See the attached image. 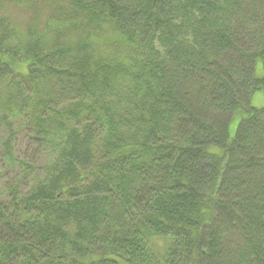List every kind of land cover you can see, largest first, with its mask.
<instances>
[{
  "label": "trees",
  "instance_id": "1",
  "mask_svg": "<svg viewBox=\"0 0 264 264\" xmlns=\"http://www.w3.org/2000/svg\"><path fill=\"white\" fill-rule=\"evenodd\" d=\"M259 60L264 0H0V264H264Z\"/></svg>",
  "mask_w": 264,
  "mask_h": 264
},
{
  "label": "rangeland",
  "instance_id": "2",
  "mask_svg": "<svg viewBox=\"0 0 264 264\" xmlns=\"http://www.w3.org/2000/svg\"><path fill=\"white\" fill-rule=\"evenodd\" d=\"M14 14H17L15 10H13ZM22 17V16H21ZM24 19V17H23ZM256 74L258 77H262L264 75V68H263V63L261 60L257 62L256 66ZM252 106H255L257 108H263L264 107V92L263 91H257L252 97L251 100ZM238 122L239 118H235L233 122L230 125V135L231 138L233 139L236 135L237 127H238ZM9 135V129L4 125L0 127V138L3 136ZM13 147L16 150L15 157H30L33 159L35 164L39 166L38 168L42 167L43 163L47 159V154L46 150L45 153L43 152L44 150L42 148H39V145H37L34 140L31 139L30 135L28 136V133L26 131H18V129L14 128V138L12 140ZM212 152H220L222 151V148H216V147H211ZM1 158V156H0ZM4 159H0V172L3 173L6 171L5 175L0 178V188L1 184L4 180V177L7 175L9 177H13L17 175L18 169L16 167H11V165H8L7 163L3 164ZM161 245H158L157 248L159 249Z\"/></svg>",
  "mask_w": 264,
  "mask_h": 264
}]
</instances>
